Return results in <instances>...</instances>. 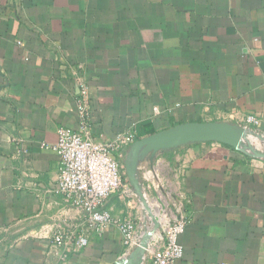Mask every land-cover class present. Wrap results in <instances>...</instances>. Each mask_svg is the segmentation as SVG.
<instances>
[{
    "label": "crops",
    "instance_id": "1",
    "mask_svg": "<svg viewBox=\"0 0 264 264\" xmlns=\"http://www.w3.org/2000/svg\"><path fill=\"white\" fill-rule=\"evenodd\" d=\"M78 71L100 141L224 121L264 143V0H0V264H115L135 248L111 226L61 263L42 236L78 214L57 191L52 149L79 129ZM132 144L116 152L124 164ZM138 177L183 204L174 264H264V159L195 142L143 157ZM126 189L102 208L135 221Z\"/></svg>",
    "mask_w": 264,
    "mask_h": 264
},
{
    "label": "built area",
    "instance_id": "2",
    "mask_svg": "<svg viewBox=\"0 0 264 264\" xmlns=\"http://www.w3.org/2000/svg\"><path fill=\"white\" fill-rule=\"evenodd\" d=\"M75 75L80 91L76 100L79 129H61L52 149L59 156L57 191L77 209L78 214L70 220L53 221L42 231V236L51 241L50 252L61 263H65L69 255L87 247L93 234L102 235L111 226L121 229L126 246L134 247L139 243L133 219L118 218L110 210L102 208L112 194L126 191L131 186L125 164L119 161L116 152L134 143V136L119 134L113 140L103 142L92 135L87 79L80 71ZM244 120L252 126L260 122L253 114L247 115ZM244 128L253 131L251 126ZM165 211L166 219L160 222V234L147 253L151 254L153 264H174L184 254L180 235L186 230L188 221L183 204L176 203L174 210L169 205L167 209L164 207Z\"/></svg>",
    "mask_w": 264,
    "mask_h": 264
},
{
    "label": "water",
    "instance_id": "3",
    "mask_svg": "<svg viewBox=\"0 0 264 264\" xmlns=\"http://www.w3.org/2000/svg\"><path fill=\"white\" fill-rule=\"evenodd\" d=\"M247 131L243 126L224 121L186 122L140 138L130 146L125 162L127 176L146 211L153 218L154 227L150 233L147 232L141 236L137 247L129 255H125L115 264H142L149 247L154 243L152 240L149 244V237L152 239L153 233L160 231L161 228L160 221L151 211L149 201L144 194V186L138 177V167L142 158L149 154L155 155L159 151L173 150L190 143L216 141L233 147L248 156L264 159V150L256 149L253 145L243 141V136ZM249 132L258 137L261 136L257 135L255 131ZM154 194L158 195L156 191Z\"/></svg>",
    "mask_w": 264,
    "mask_h": 264
},
{
    "label": "rangeland",
    "instance_id": "4",
    "mask_svg": "<svg viewBox=\"0 0 264 264\" xmlns=\"http://www.w3.org/2000/svg\"><path fill=\"white\" fill-rule=\"evenodd\" d=\"M260 140H261V138H260ZM252 144L255 147L259 146L262 150H264V143L262 141H258V142L252 141ZM144 190L146 192L145 196L147 197V199L149 201L151 211L153 212L155 217H157L158 220L161 222L166 217L165 215L167 213V211L164 212V207H166V209H167V207H169L170 200H173V198H174L173 194L171 193V191H167L166 189H160L159 187H158V195L157 196L150 189H144ZM134 197L136 198L135 200H137V210L139 211V217L135 220V224H136V229L138 232L137 233L138 242H140L141 233L144 234V233H147L148 231L152 230L154 227V221H153V218L148 214L147 211H146L147 214H145V212H144L145 207H144L143 203L141 202L140 197L137 194V192H135ZM156 233H158V236H159L160 231H158ZM156 233H154V234H156ZM152 238H154V237H152ZM133 246L137 247L136 244ZM149 249H151V246Z\"/></svg>",
    "mask_w": 264,
    "mask_h": 264
},
{
    "label": "bare ground",
    "instance_id": "5",
    "mask_svg": "<svg viewBox=\"0 0 264 264\" xmlns=\"http://www.w3.org/2000/svg\"><path fill=\"white\" fill-rule=\"evenodd\" d=\"M250 133H249V131H247L246 133H245V135L243 136V141L244 142H246V143H249V144H251V145H253L252 144V142L250 141V139L248 138V135H249ZM254 146V145H253ZM255 147V146H254ZM256 148V147H255ZM257 149V148H256ZM145 194V193H144ZM145 211H146V209H145ZM148 212V211H147ZM152 230H150V231H148L149 233L151 232ZM143 235V234H142ZM152 237H154V238H152L151 239V237H149L150 238V240L148 241L149 242V244H150V242L152 241V240H154V239H156L157 237H158V233H156V234H154L153 233V235H152ZM140 238H141V236H140ZM150 248V247H149Z\"/></svg>",
    "mask_w": 264,
    "mask_h": 264
}]
</instances>
